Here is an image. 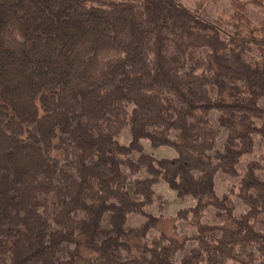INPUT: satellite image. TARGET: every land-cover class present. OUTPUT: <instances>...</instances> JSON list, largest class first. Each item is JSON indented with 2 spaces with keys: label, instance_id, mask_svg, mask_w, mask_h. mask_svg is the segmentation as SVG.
Instances as JSON below:
<instances>
[{
  "label": "trees",
  "instance_id": "trees-1",
  "mask_svg": "<svg viewBox=\"0 0 264 264\" xmlns=\"http://www.w3.org/2000/svg\"><path fill=\"white\" fill-rule=\"evenodd\" d=\"M225 22L183 0H0V264H264V152L238 171L264 145V42ZM220 171L240 177L222 196ZM162 180L194 233L147 211Z\"/></svg>",
  "mask_w": 264,
  "mask_h": 264
},
{
  "label": "rangeland",
  "instance_id": "rangeland-1",
  "mask_svg": "<svg viewBox=\"0 0 264 264\" xmlns=\"http://www.w3.org/2000/svg\"><path fill=\"white\" fill-rule=\"evenodd\" d=\"M185 4L194 8L195 6L202 3L204 6V16L210 20H215L216 18H221L226 20L223 27L226 30H232L236 25L241 28L242 31L248 32L254 41L264 42V0H183ZM254 52H252L251 59H257L260 56V50L257 48L256 44H253ZM261 104L264 106V99L261 100ZM217 111H213L211 114V119L214 123H217ZM131 132L129 127H126L123 132L119 135V140L123 144H127L130 141ZM226 137V131L222 129V132L217 141V148L222 149L223 141ZM262 137L257 136L256 151L253 154L245 155L242 157L240 163L238 164V171L243 173L246 170V165L251 159L257 158L261 153L264 152V145L261 141ZM143 144L145 145V150L147 152H152L158 157L162 156H174L176 151L172 147L161 146L154 148L151 146L149 140L143 139ZM138 154L135 153L136 157ZM139 175H146L145 171L142 170ZM135 176L131 175L128 187L132 188L133 179ZM240 177L230 176L224 172H218L216 175V191L219 196H222L228 192L229 187L233 185H238ZM158 193L162 195L160 201L155 204L148 206L147 211L156 214L163 215L164 222L163 225L174 237H179L180 234H191L196 231V229L191 226V224L186 220L177 221V230L174 231L172 226L175 222L174 216L176 212L181 207H186L194 203L193 199L185 198L181 199L176 195V192L169 188L167 183L162 180L156 186ZM236 201V214H240L246 210V206L242 201L235 197ZM161 205H160V204ZM145 217L138 214H131L128 218V227H137L143 224ZM203 221L208 223H219L221 218L217 215V211L214 207H210L206 210V216ZM104 226H109L108 216L105 217ZM157 230H151L150 235L153 236L157 234ZM196 244L195 241L188 242L187 248H190ZM183 253H179V257ZM227 264H234L233 262H228Z\"/></svg>",
  "mask_w": 264,
  "mask_h": 264
}]
</instances>
